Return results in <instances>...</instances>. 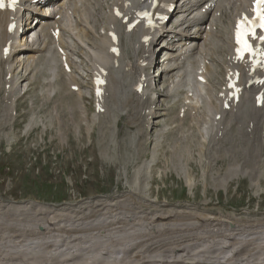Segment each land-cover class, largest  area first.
<instances>
[{
    "label": "bare ground",
    "instance_id": "1",
    "mask_svg": "<svg viewBox=\"0 0 264 264\" xmlns=\"http://www.w3.org/2000/svg\"><path fill=\"white\" fill-rule=\"evenodd\" d=\"M82 1V6L79 7L75 4V6L71 7L66 4V0H48L46 2V6L49 9L52 6L50 13H46L42 8L38 7L37 12L29 15L24 22L20 24L24 27V31L20 34L18 33L19 28H17L13 34L5 32V26L8 22L9 14L0 11V84L4 81V86L5 84H9L10 87V90L8 91H5L4 89L0 90V92L4 94V99H8L10 101L9 104L0 105V116L3 117L0 120V125H4V127L9 125L11 101L17 102L20 95L23 96L29 92L33 93L34 95L31 96L30 103L32 107L33 105H36L34 110L38 112L41 111L48 103H57L59 105L66 101L68 96H72L77 101V104H75L74 107L75 111L78 112L80 110L77 117L84 120V122H82L83 126L88 127L85 130H90L92 127L91 125L95 123L94 119L102 117L107 119L105 124L109 126L110 140L113 141L116 133L115 129L118 126L116 122L120 119L119 116L123 115L126 104L132 108L131 112L134 109L133 115L135 116L133 117V123L136 125L139 122V116L144 106L135 110V105H133L135 102L134 97L138 100H142L144 92L137 93L134 91L133 87L134 97L129 95L127 99L123 98L122 103L120 104L109 105L105 102V113H99L100 111H98V114H96L94 111L93 114L91 113L92 122L88 123L85 118V108L80 103L83 96L87 95L81 94L80 91L77 94L73 92L72 87L78 86L79 83L72 72L66 73L63 68L58 65V60L54 58L56 48L59 47L64 51L66 61L70 64L74 72H76L77 68L82 66L83 63H85V66L82 69L86 74L96 70L99 66L108 70V85L105 89H114L115 96L117 98H121L122 95L124 96L129 91L128 81L132 74H134L137 78L144 77V81L141 82L142 84L143 82L146 83L145 89H150V86H152L155 82L156 92L158 93L159 98L160 96H168L171 92V84H173L175 89L178 88L185 76L183 71L185 59L188 56L194 55L193 51H195V49L206 52L207 45L209 44L206 42L207 37L216 35V37L219 38V41L217 46L211 47L209 50L211 57L209 58L210 62H206V54L204 56L201 55L202 60L199 61L196 69L199 71V75L206 79V82L203 84V86H205L203 87V91L207 94V98L204 99L205 107L200 111L195 107L191 108L188 111L186 110L184 115H179L181 113L179 109L176 115V119H179V121H177L176 124H180L189 114L192 113L193 115L197 114V117L195 118L196 123L201 120L204 124H206L207 116L212 115V120L215 121V116L220 113L221 118L215 123L216 125L218 122L213 139L219 142L222 146L228 145L229 153L221 150L215 157V160L220 163H226L228 161L229 164H226V171L227 168L231 166L230 163L235 162V164H237L235 166V170L239 171L241 166L238 165V163H241L242 167L239 172L247 174L250 180V185L258 184L259 180L256 181L255 177L257 173H259V167L264 166V160L260 158L261 152L264 150V135L262 134L264 131V113L263 108L254 106L252 96L260 88H262V86H249L246 88L240 101L227 111L222 110L220 105L217 103L218 91L215 89L216 87H221L223 85V79L229 71L227 66L229 65L228 55L230 54L229 50L231 47V38L228 33L229 27L227 22L228 20L234 18L233 15L244 7L246 0H168L169 2L175 3V8L170 13V18H174L171 22V26L167 27L166 22V24H161L158 28L147 32L146 34L152 36V38L150 41L146 42L141 41L142 36L141 33H139L141 30L140 26H137L132 32H127L126 25L121 24L120 19L117 20L111 15L112 6L116 5L121 7L122 2L125 0ZM127 1L129 4L124 9L126 14L131 13L141 4L139 0ZM177 1H179L178 5H176ZM98 5H100V7L95 8V6ZM105 7L109 10L106 13L103 12V8ZM56 16L58 20H54ZM99 18L104 19L105 33L103 35L99 34V31L103 28V24L98 26L96 24V20ZM32 19H36L37 22L32 24ZM40 23L41 29L35 33L37 39L42 37L41 41L39 45L30 47V45L26 43L25 36L27 33L36 30ZM55 24H57L56 28L60 30V35L57 39L52 38L49 32V28ZM222 25L224 26V29L220 28ZM207 26L209 28H207ZM51 29L53 30V28ZM109 30L117 32L119 35L118 43L121 46L119 56L113 60L109 59L106 54V49L104 48L108 41L106 33ZM68 37H70L73 41V45L77 47L76 56L80 58L79 61L72 60V54H70L68 49H66L70 46ZM201 39H203V44L199 45L198 41ZM8 40L12 41L9 55L11 56V59L8 57L4 58L1 54L2 49L5 46V42ZM155 44H159L156 49L161 50L163 57L156 60V63L159 65L158 73L153 75V70L151 71V68L154 61V52L156 50L154 49ZM47 46L50 49H47ZM82 47L86 50H83ZM125 49L127 50V53ZM19 54H22V58L17 59L16 57ZM147 60L148 64H144ZM39 61L45 62L50 70L54 69V72H56L55 77H59V80H55L54 84H56V90L55 94L51 98L45 97L44 99H41L42 97H37L38 95L36 94V91L28 90L29 86L32 84L40 83L39 78L47 77L44 76L46 75L45 70L47 68L39 69L35 67V64H32L33 62ZM53 61L56 62L54 66L52 64ZM6 63L9 64V67L8 65L5 66ZM18 68L22 69L19 76H17V74H19L17 73L19 72V70H17ZM2 72H4L3 79H1ZM7 74H10L9 80L5 78ZM15 76H17L16 80L14 79ZM135 76L134 78L136 83L137 80ZM173 77H177L178 80H171ZM19 80H28V85L23 87L21 86V83L18 85ZM135 83L133 86H135ZM195 83L198 86H202V84H198L196 81ZM17 85L18 89H22L20 90V93L15 95ZM50 85L51 84L49 82L43 84V86L46 87H49ZM157 85L160 88L158 91ZM143 91H145V93L147 91L152 92V90ZM149 99L150 105L147 108H150L153 103L156 105V109H158L160 105H164V100H161L159 102L160 104L157 106V102L154 97L150 96ZM102 100L103 96L101 95V103ZM169 108H171V106H169ZM213 109H215V112ZM120 111L123 112L119 114ZM69 112H71V110ZM160 113L155 110L153 112H147L145 117L146 124H150L151 128L156 125L159 126L157 121H154L153 119L149 120L148 118L150 116L154 118L161 117L160 115L163 113ZM67 116L68 120L73 118V116ZM168 118L170 123L174 122L171 115H169ZM114 119H116L115 123ZM243 124L244 127H242ZM45 125L48 126L49 124ZM142 126L143 119L140 125L141 130ZM194 128L196 129L195 125ZM236 130H238L237 134L234 135ZM197 131H200L199 134L203 138L204 132H202L200 128H197ZM144 132L145 131L142 132V135ZM153 132L155 133V131ZM219 132H221V137H217ZM247 135L252 140V144L248 143ZM235 136H244L246 138L247 150L250 152L249 160L243 159V157L241 158L239 149L232 145L231 141ZM147 138L148 135L146 131L145 140L151 144V139ZM2 140L3 139L0 138V142ZM227 140L229 141L228 143ZM224 141H226V143H222ZM236 158L239 159V162ZM174 167L176 170H180L181 175L178 174L180 172H176L182 177L185 173L184 166H173L172 170ZM187 167H190V165L186 166V168ZM236 175L238 174H231L229 177H225V179L228 180L230 177L233 178ZM145 185L146 184H144V186ZM256 187L259 186L256 185ZM144 188L145 187H143V189ZM192 190L196 191L195 187H192ZM129 191H131V196L127 197L123 201H115L118 197H113L110 200L114 201L113 203L106 204L104 201H100L92 204L90 207L83 206V209L77 212H75L73 208H64L58 213H51L52 215L49 216L48 213H44L49 210L42 211L41 208L34 207L35 212L33 213L40 212L41 215L35 219L36 222L32 224L31 227H27L26 229H22L18 227L19 225H13L12 223V220L20 221L21 219L19 216L20 213L18 214L16 210L17 207H13L14 210H10L11 206L7 207L6 203L0 202V215L2 214L3 216H6V220L4 221L5 223L3 222L4 227L0 229V239L1 235L4 233H6V237L9 236L7 237L9 241L15 243L19 242L21 237H35L44 230L37 231L36 227L38 225H42L45 228L47 226V228L54 230L55 232L64 231L69 234L70 237L73 234L100 231L103 228L115 229L119 227L115 225L117 223L118 225H122V227H119L118 232L126 234L128 238L127 241H133L124 249V253L129 258L126 257V261H124V257L120 259V262L124 261L123 264H264V237H262L264 235H261L264 230L257 231V224L255 222L258 220L253 221L250 225H247V219L235 218L233 215L222 216L218 214V212L212 213L197 211V207L185 208L181 205L176 206L174 204H162L159 207L155 206L152 208L151 203L148 204L147 202H142L147 201L143 197L145 196V193H142L137 189ZM137 198H140V200ZM132 200L136 202V205L137 203H141L145 206L143 209L140 208L144 213V215L140 216L147 220L145 226L142 227V229L146 231L144 233L138 231L141 228L139 225V227L130 225L125 230L124 226H126L125 223L128 221L126 222L123 218H119L115 221V218L119 217L116 210L121 206V204H128ZM202 204H206V202H203ZM3 206L5 207L4 209L2 208ZM125 206L127 205L125 204ZM42 208L44 209V207ZM87 209L88 212H86ZM129 209L130 208H128V210ZM132 209H134V207H132ZM102 213L106 215L105 219L109 222L107 225H100L97 223ZM122 213L123 212H121V214ZM129 213L130 212H128V214ZM134 213L137 214L136 212ZM142 221L139 222L141 223ZM228 221H233L234 227H229L227 224ZM135 222L136 223L134 224L137 225V220ZM254 223L256 225H253ZM261 224L264 225V220L261 221ZM61 225H64L69 229H63ZM110 233H113V231ZM223 234L225 237L222 236ZM123 238L124 237L122 236L116 240L109 239V242L112 245L116 243L125 246V240ZM61 239H63V237H60V240ZM57 246L59 245H57L54 241L46 240L45 248L49 251V253L46 251L43 254L40 253L30 257L19 254L17 257L26 264H46L48 262L60 264L58 261L59 258L69 257L73 252L70 254L67 252L62 255H53L54 253L51 249L53 247L58 248ZM142 248L143 251L141 250ZM225 248L231 253L230 258L226 259L227 251ZM34 251H37V249L35 248ZM7 256L8 255L3 250H0V260L5 259ZM173 257H175V260H172ZM176 257L178 258L176 259ZM98 264L111 263L102 261L98 262Z\"/></svg>",
    "mask_w": 264,
    "mask_h": 264
},
{
    "label": "rangeland",
    "instance_id": "2",
    "mask_svg": "<svg viewBox=\"0 0 264 264\" xmlns=\"http://www.w3.org/2000/svg\"><path fill=\"white\" fill-rule=\"evenodd\" d=\"M103 23L104 21L99 18L96 24L98 26ZM125 51L127 53L126 49ZM82 68H78L77 72L82 73ZM74 74L79 83L86 84L85 78L88 75H85L84 72V77L78 73ZM3 76L4 72L1 73V79ZM48 81L53 83L54 79L41 77L39 78L41 84H32L28 90L36 91L38 95L36 96L42 97L41 99L51 98L55 94L56 84H51L49 87L43 86ZM25 85H28V80L21 82L22 87ZM3 89L4 81L0 84V90ZM21 89H17L15 95L20 93ZM4 90L8 91L10 88L5 87ZM183 92V89L179 90L164 99L171 100V103L177 105ZM32 95L34 94L29 92L23 96L20 95L17 102L11 101L9 125L5 127L0 125V138L3 139L0 142V202L6 203L7 207L11 206L10 210L17 207L16 210L18 214L20 213L21 219L20 221L12 220L13 225H19L18 227L22 229L31 227L36 222L35 219L41 215L40 212L33 213L35 212L34 207L41 208L42 211H46L47 208L59 210L72 207L76 208L74 211L77 212L82 210L83 206L92 205L99 200L108 204L114 202L110 201L113 197H118L115 201H123L131 195L129 190L134 189L145 193L144 199L149 201L152 206L166 202L175 205H189L190 200L194 201V204L189 205V208H196L198 205L202 206L203 202H207L209 210L218 213L233 211H239L243 215L249 213L251 215L249 220L255 217L252 216L255 210H259L264 215V195L257 197L255 191L258 188L256 185H264V177L257 173L255 180H259V183L253 185V190L247 174L239 172L242 167L241 163H238L241 166H239V171L235 170L237 165L235 163H232L226 171L227 162L220 163L215 160L222 145L210 138H207L205 142L199 134L200 131H197V128L202 124L201 120L196 123V119H193L185 121L181 125L166 124L165 120L173 110L166 111L161 108L158 111L164 116L156 120H161L160 127L167 125L165 129L167 134L162 136L160 128H156L160 135L157 138V143L153 141L150 144L142 135L143 126L142 130L140 129L143 111L139 116V122L135 125L133 123L134 109L131 112L132 108L126 104L125 110L128 115L119 116L116 133L111 141L109 126L105 124L107 119L102 117L94 119L95 123L91 125L90 130H85L88 127L83 126L84 120L77 117L80 110L75 111L74 107L77 101L72 96H68L66 101L59 105L48 103L38 112L34 110L36 105L31 106ZM129 95H132L130 91ZM126 96L128 97V94ZM203 96H206L204 92ZM145 101V105H147L148 99L146 98ZM9 102L0 92V105H6ZM91 102L88 96H84L80 100L81 105L85 108V118L88 123L92 122ZM106 102L109 105L121 103L112 96V92H107ZM137 108L138 105L135 106V110ZM70 110L71 112H69ZM213 111L215 112V109ZM122 112L120 111L119 114ZM67 115L73 116V118L68 120ZM208 117H206V130L209 128ZM2 118L0 116V120ZM115 122L116 119H114ZM244 144L243 137L234 140V147L239 148L241 158L245 153ZM208 145L213 148H209ZM216 149L220 151H216ZM222 151L225 152L226 149L224 148ZM189 165L190 167L186 168ZM173 166H184V175L179 176L181 175L180 170H176L175 167L172 170ZM261 167L260 172L264 174V166ZM176 171L180 172L179 175ZM235 173L238 175L230 177L228 180L225 179ZM142 183L146 185L144 186ZM143 187L145 188L143 189ZM192 187H195L196 191L192 190ZM259 190L260 192L264 191V186ZM103 193L109 196L105 197ZM133 201L130 203L135 206L130 203H125L127 205L125 206L123 203L124 205L121 204L118 208L120 212L118 209L116 212H118V216L125 215L122 217L126 222L128 221L125 223L126 226L128 224V226L144 227L147 220L140 215H144L141 209L145 206L141 203L136 205V202ZM128 208L130 209L128 210ZM247 209L249 211H246ZM126 211L130 213L128 214ZM121 212L123 213L121 214ZM0 216L1 229L4 227L3 222L6 220V216L2 214ZM136 220L137 225L134 224ZM255 223L258 226L261 224V220ZM222 236L225 237L224 234ZM7 237L4 233L0 239V250L8 255L6 258H14L22 264H26L17 255L22 254L30 257L43 254L46 251L49 253L39 234L35 237H21L16 243L9 241ZM35 248L37 251H34ZM51 251L56 252L58 248L53 247ZM59 254L63 253H54L53 255ZM172 260H175V257ZM3 261L4 259H1L0 264H3Z\"/></svg>",
    "mask_w": 264,
    "mask_h": 264
},
{
    "label": "snow or ice",
    "instance_id": "3",
    "mask_svg": "<svg viewBox=\"0 0 264 264\" xmlns=\"http://www.w3.org/2000/svg\"><path fill=\"white\" fill-rule=\"evenodd\" d=\"M14 3L15 0H12ZM257 4V15L259 20L261 21L260 26L264 27V0H256ZM4 3L3 0H0V7H3ZM250 30L244 27L243 22L241 23L240 27L237 30V43L242 46V50H251V46L248 43L247 36L249 35ZM254 34V33H253ZM264 40V37H261Z\"/></svg>",
    "mask_w": 264,
    "mask_h": 264
}]
</instances>
